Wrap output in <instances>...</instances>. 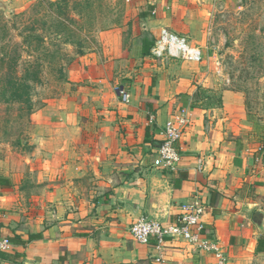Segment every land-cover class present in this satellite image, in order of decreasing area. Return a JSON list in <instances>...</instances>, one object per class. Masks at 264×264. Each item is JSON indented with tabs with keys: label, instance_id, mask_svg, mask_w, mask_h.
Here are the masks:
<instances>
[{
	"label": "crops",
	"instance_id": "0c3cea01",
	"mask_svg": "<svg viewBox=\"0 0 264 264\" xmlns=\"http://www.w3.org/2000/svg\"><path fill=\"white\" fill-rule=\"evenodd\" d=\"M141 1L147 2L150 16L145 17L154 36L163 27L181 30V19L174 18L194 17L192 0ZM169 7L171 15L166 16ZM150 57L159 62L143 64V86L136 79L126 89L129 101L122 102L116 91L122 105L114 102L98 110L101 137H95L92 122H80L78 109L64 97L48 100L37 111L33 145L47 159L38 171L39 194L29 200L40 202L44 216L32 218L28 210V220L22 216L20 221L19 212L8 211L19 191L15 178L2 176L10 185L0 187V237L8 238L9 247L0 250V264H158L157 249L131 237V223L143 216L170 221L180 204L194 198L206 204L204 230L220 245L225 264H264V146L251 148L240 138L228 139L215 109L198 97L192 76L180 73L169 79L163 76L165 59ZM181 62L170 66L198 64ZM181 109L189 123L178 142L179 165L167 171L153 166L152 150L162 126ZM147 150L150 155L143 153ZM31 234L37 236L29 239ZM15 235L24 242L12 241ZM160 264L217 261L183 240L166 239Z\"/></svg>",
	"mask_w": 264,
	"mask_h": 264
},
{
	"label": "rangeland",
	"instance_id": "374dc122",
	"mask_svg": "<svg viewBox=\"0 0 264 264\" xmlns=\"http://www.w3.org/2000/svg\"><path fill=\"white\" fill-rule=\"evenodd\" d=\"M1 2L4 7L0 8V26L5 28L0 37L7 30L12 54L15 50L21 54L17 74L21 75L30 63L38 66L39 79L30 88L31 111L25 103L0 101V176L15 178L18 199L8 211L19 212V220L23 216L27 221L28 210L32 218L44 216L39 212L40 202L29 200L39 194L38 171L47 159L33 145L37 111L48 100L64 97L71 108L78 109L80 122H92V132L96 138L101 137L102 115L98 110L112 107L114 102L122 105L115 95L117 89L132 88L136 79L137 85L143 86V64L159 60L141 54L142 39H154L149 19L141 15L147 2ZM190 5L194 17L174 18L181 19V30L167 28L190 44L202 47L206 61L191 64L193 68L176 69L170 65L184 63L166 59L163 63L167 71L163 70V76H192L198 97L203 105L215 109L227 128L228 139L240 138L244 144L258 149L264 146V0H192ZM21 12L23 15L16 18ZM165 14L171 15L170 7ZM187 26L190 28L185 33L182 29ZM31 29L41 40L23 48L22 36L33 33ZM88 109L95 113L89 114ZM143 153L150 155L151 150Z\"/></svg>",
	"mask_w": 264,
	"mask_h": 264
},
{
	"label": "built area",
	"instance_id": "2783aa9c",
	"mask_svg": "<svg viewBox=\"0 0 264 264\" xmlns=\"http://www.w3.org/2000/svg\"><path fill=\"white\" fill-rule=\"evenodd\" d=\"M150 55L163 60L173 59L196 63L204 60L200 47L190 44L186 38L166 27L160 28L154 36ZM117 92L122 102L129 101L130 94L125 88L119 87ZM151 119L152 117L150 121ZM188 123V115L183 109L165 122L160 130L159 138L153 146V166L167 171L177 169L181 158L178 142ZM205 211L206 204L201 199L194 198L180 204L179 211L172 220L163 223L143 216L131 223L129 232L137 243L152 245L154 249H157L158 264L163 262L166 239L183 240L193 250L213 255L217 264H225L226 258L220 245L215 240L208 238L204 230L202 216ZM8 247V238L0 237V250Z\"/></svg>",
	"mask_w": 264,
	"mask_h": 264
},
{
	"label": "trees",
	"instance_id": "16d2710c",
	"mask_svg": "<svg viewBox=\"0 0 264 264\" xmlns=\"http://www.w3.org/2000/svg\"><path fill=\"white\" fill-rule=\"evenodd\" d=\"M151 8V7H150ZM23 13L16 14L15 17L22 16ZM141 15H149L146 12ZM5 28L0 26V31H3ZM35 29H31L33 32ZM8 37V31L4 32L3 35L0 37V101L6 104H19L25 103L27 108L31 111L32 110V100L30 94V88L32 87L31 84L35 83L36 79L38 78V72L36 68H38L36 63H30L29 67L24 69L21 75L17 74V67L19 64V60L21 59V54H16V50L12 54V49L10 50V44ZM41 40L40 36L36 33H29L24 34L21 39V45L23 48L29 47L30 43L38 44ZM154 39L147 40L142 39L141 43V54L143 56L150 55V48L153 44ZM31 56V54H28ZM38 60V59H37ZM35 61V60H34ZM32 67V69H30ZM153 85V80H152ZM148 107H150V102L148 101ZM149 129L146 128L144 132V141H147V134ZM156 142V141H155ZM154 142V144H155ZM10 185V182L7 178L0 176V187H7ZM37 236V234H31L29 239ZM12 241L15 240L16 242H24L20 240L17 235L13 236ZM258 248V245L257 247Z\"/></svg>",
	"mask_w": 264,
	"mask_h": 264
},
{
	"label": "water",
	"instance_id": "95a60500",
	"mask_svg": "<svg viewBox=\"0 0 264 264\" xmlns=\"http://www.w3.org/2000/svg\"><path fill=\"white\" fill-rule=\"evenodd\" d=\"M1 7H4V5H3V3L1 2V0H0V8ZM156 220V219H155ZM161 222V221H160ZM164 223V222H163Z\"/></svg>",
	"mask_w": 264,
	"mask_h": 264
}]
</instances>
